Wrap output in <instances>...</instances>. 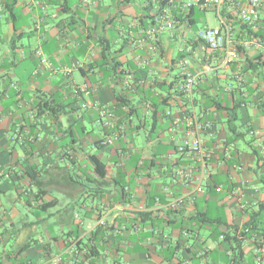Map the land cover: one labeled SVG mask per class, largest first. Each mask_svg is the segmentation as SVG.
Segmentation results:
<instances>
[{"label": "crops", "instance_id": "0c3cea01", "mask_svg": "<svg viewBox=\"0 0 264 264\" xmlns=\"http://www.w3.org/2000/svg\"><path fill=\"white\" fill-rule=\"evenodd\" d=\"M189 1L168 8L154 0H18L6 11L0 3V264L53 254L69 264L73 241L89 248L90 264H226L215 234L249 225L264 238V0L253 28L237 16L244 0L225 4L222 19L186 10ZM19 8L27 25L18 26ZM162 14L175 22L172 30L155 22ZM223 21L234 27L230 58L198 38ZM24 61L35 66L29 74ZM185 71L198 77L192 104L181 94ZM84 84L88 94L79 91ZM98 106L113 130L124 131L113 146L98 145L112 131L99 123ZM190 109L214 124L203 135L210 175L204 194L171 211L164 187L185 131L175 120ZM184 190L173 188L177 196ZM199 213L225 224L215 230ZM184 228L195 238H183ZM243 251L244 264H254L251 242Z\"/></svg>", "mask_w": 264, "mask_h": 264}, {"label": "built area", "instance_id": "2783aa9c", "mask_svg": "<svg viewBox=\"0 0 264 264\" xmlns=\"http://www.w3.org/2000/svg\"><path fill=\"white\" fill-rule=\"evenodd\" d=\"M158 3H164L168 8H177L182 0H154ZM88 2V0H87ZM36 5L43 4L40 0H34ZM239 0H190L184 4L186 10H191L197 7L201 11L205 12H216L218 16L222 19L221 9L225 4L235 5L238 4ZM239 6V5H238ZM260 7L261 0H244L240 4L237 11V16L240 22L249 27H255L260 20ZM155 22L158 25L161 24L168 30L174 28L175 22L168 18L167 15H156ZM163 27V26H162ZM156 28L153 27L148 31V34L154 35ZM198 38L203 41L208 48L213 51L225 50L228 58L233 57L237 50L233 48L234 44V27L232 23L224 22L221 28H201L198 31ZM41 58V64H46V59L42 56L41 52H37ZM65 73L71 72V68H65L63 70ZM184 79L182 83L181 90L184 94V98L187 99L191 104L193 103V95L195 85L197 83V75L185 71ZM79 91L83 94L89 93V86L84 84L79 88ZM92 106L91 103L85 104L83 107L87 108ZM101 119V123L105 128L111 129L110 133L103 137L98 145L102 147L113 146L116 141L124 137V131L120 127L118 130H113V122L104 118L108 113V110L104 107H97ZM167 115H171V112H167ZM181 123L184 124V135L182 140L176 146V154L178 155V160L172 162V167L170 169L171 182L169 185L164 187V193L167 199L166 208L171 211H179L184 207L186 201L193 203L197 194H204L206 192V185L209 179V160L211 159V152L207 148L203 135L213 129V122L203 119V115L197 113L194 109H190L186 112L183 121L180 119L175 120V125L179 126ZM252 133V132H251ZM29 141H33V138H29ZM264 151V145L262 146ZM70 153V151H67ZM124 157L119 165H123ZM176 186H181L184 190L182 195L177 196L173 191ZM125 192L130 194V187L128 185L124 186ZM32 197V196H31ZM33 198V197H32ZM129 198H133L129 195ZM157 202H160V197L156 198ZM36 201L34 200V203ZM103 221H99L98 225H103ZM245 232L246 237H242L241 233ZM155 232V231H154ZM183 238L194 239L195 235L192 230L184 228L181 232ZM237 235L239 238L243 239V242H251L253 245V250L255 253L254 264H264V238L259 237L256 234L250 232V227L244 229V227L237 230ZM225 234H221L219 237L220 241L225 240ZM229 252V255H231ZM200 256L205 260H208L207 249L200 252ZM64 258L63 254H53L39 262H30L27 264H63ZM91 253L88 247L81 246L79 241H73L70 247V260L69 264H90Z\"/></svg>", "mask_w": 264, "mask_h": 264}, {"label": "trees", "instance_id": "16d2710c", "mask_svg": "<svg viewBox=\"0 0 264 264\" xmlns=\"http://www.w3.org/2000/svg\"><path fill=\"white\" fill-rule=\"evenodd\" d=\"M40 1L43 3H47L49 5H53V6L54 5L57 6V3H58L57 0H40ZM17 2L18 0H0V3L4 11H6L7 9L11 10L14 8H18L16 6ZM12 14H15V12H12ZM14 27L15 29L17 28L16 23H14ZM181 94L184 96L183 92ZM54 113H56L57 115L58 112L54 109ZM101 166L104 167L103 165H98V167L102 168ZM32 197L37 203V202H41L43 195L38 191V192L32 193ZM41 207L42 206H38V209H40ZM196 219H199L201 224H205V223L212 224L215 230L217 229L219 225L225 224V222L220 218L213 219L207 214H202V213H199L196 216ZM249 227H250L249 225L244 226V229L249 228ZM231 230H232V234L231 233L225 234L226 236H225L224 241L219 240V234L218 235L215 234L214 239L215 241L218 242L217 244H218L219 251L223 253V258L226 264H244L245 252L243 251V243H244L243 239L239 238V236L237 235L238 228H235L234 230L231 229ZM252 231H253L252 227H250V232ZM241 236L246 237L247 234L243 231L241 233ZM229 252H232L230 253L231 255H229Z\"/></svg>", "mask_w": 264, "mask_h": 264}, {"label": "rangeland", "instance_id": "374dc122", "mask_svg": "<svg viewBox=\"0 0 264 264\" xmlns=\"http://www.w3.org/2000/svg\"><path fill=\"white\" fill-rule=\"evenodd\" d=\"M19 10H21V14H18V22H17L18 23V26L27 25V23H29V21H30V16H28V14H26V13L22 14V12H24L22 8H19ZM197 12H198L197 13L198 15L199 14L200 15H205L206 14V15L212 17V18H215V15L212 12H209V11L208 12H205V11H200V10H198ZM27 30L28 29H26V31ZM2 37H4V35H2ZM23 41H24V43L26 45L28 44V42H27L26 39L23 40ZM21 65H22L23 68H25L28 71V74L30 72H32V70L35 68V66L31 62H29V61H24V62L21 63ZM25 78H28V77L26 76ZM80 80L81 79H79V81ZM227 83L232 84V85H236V83L233 82V81H228ZM227 83H225V81L223 82L224 85L227 84ZM146 129H147V131L144 130L140 134V140L142 142H144V143H145V140H146V135L148 134V131L150 130V127H147ZM70 142H71V139L69 137H65L64 140H63V144H69ZM14 143H16V142H14ZM240 143H241V146H244V143L242 141ZM21 144H22V141L21 140H19V142L15 144V145L18 146L17 147L18 150H22ZM262 192L264 193V185L262 187ZM56 195L59 196V194H56ZM60 197L61 198H64V202H67L68 201V197L67 196L66 197L60 196ZM215 212H216V210L214 208H213V210L212 209L210 210L211 215L214 214ZM29 218L31 220L36 221L35 220V216L33 214H31V213L29 214ZM52 223L53 222H50L49 225L52 226ZM36 226H37V232L40 233L42 231V229H43V222L38 223ZM34 238L37 239V235ZM13 239H15V238H13ZM8 243H9L8 248H10V246L14 244V241H11V242H8ZM0 248H1V246H0ZM164 264H168V263L165 262Z\"/></svg>", "mask_w": 264, "mask_h": 264}]
</instances>
